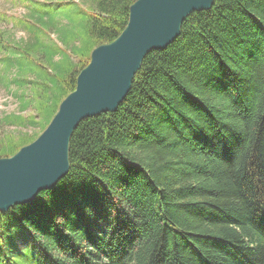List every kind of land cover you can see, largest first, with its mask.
<instances>
[{
    "label": "trees",
    "instance_id": "16d2710c",
    "mask_svg": "<svg viewBox=\"0 0 264 264\" xmlns=\"http://www.w3.org/2000/svg\"><path fill=\"white\" fill-rule=\"evenodd\" d=\"M136 1L0 14V87L18 103L0 159L46 130ZM214 1L148 54L116 112L81 121L55 189L0 211V264H264V0Z\"/></svg>",
    "mask_w": 264,
    "mask_h": 264
},
{
    "label": "water",
    "instance_id": "95a60500",
    "mask_svg": "<svg viewBox=\"0 0 264 264\" xmlns=\"http://www.w3.org/2000/svg\"><path fill=\"white\" fill-rule=\"evenodd\" d=\"M214 0H137L129 22L112 43L91 53L77 78L76 90L60 104L46 130L14 156L0 159V211L28 205L56 188L70 170V143L81 121L118 110L131 91L145 58L165 50L195 12Z\"/></svg>",
    "mask_w": 264,
    "mask_h": 264
},
{
    "label": "rangeland",
    "instance_id": "374dc122",
    "mask_svg": "<svg viewBox=\"0 0 264 264\" xmlns=\"http://www.w3.org/2000/svg\"><path fill=\"white\" fill-rule=\"evenodd\" d=\"M32 0H0V14L1 15H8L12 16L13 19L16 21L18 20H26L27 19V13L28 9V3ZM38 1V5L40 7H48L49 3L47 0H34ZM62 0H53L51 1L50 5L52 6L51 8L55 9L59 13L62 12V7L59 6ZM37 5V6H38ZM38 6V7H39ZM62 25V24H61ZM2 28H11V25H6L3 24ZM8 30V29H7ZM25 33L21 30V32H17L16 39H21L25 38L26 35ZM18 103L13 99V97L3 88L0 87V116L4 117L6 115H10L12 113H18ZM6 132H12V128H7L5 130ZM26 132V131H24Z\"/></svg>",
    "mask_w": 264,
    "mask_h": 264
}]
</instances>
